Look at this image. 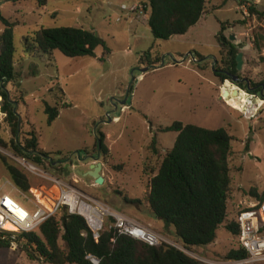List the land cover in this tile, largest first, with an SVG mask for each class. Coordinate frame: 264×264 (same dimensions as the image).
<instances>
[{
    "label": "rangeland",
    "instance_id": "rangeland-1",
    "mask_svg": "<svg viewBox=\"0 0 264 264\" xmlns=\"http://www.w3.org/2000/svg\"><path fill=\"white\" fill-rule=\"evenodd\" d=\"M144 1L147 3V0ZM130 5L129 0H47L45 6H41L38 0H20L15 5L11 2L0 3V14L15 24L14 68L18 78L13 84L6 85V89L21 104L16 106L23 123L21 132L26 134L35 129L39 143L45 150L59 144H86L91 147L96 141L95 132L102 133L107 137L106 144L111 146L112 163L125 165L124 170L103 172V184L96 185L93 179L75 174L72 164L77 160L59 165L66 173L62 176L48 166L41 167L24 158L43 173L42 177L26 173L7 154L23 157L15 155L11 149L0 148V157L20 170L30 184L25 199L0 162V192L10 194L15 201L29 208L38 205L33 195L35 193L48 206L57 197L58 188L47 178H55L69 189L98 200L139 223L149 224L152 226L150 230L185 251L176 239L173 228H163V222L156 219L148 208L145 195L151 176L144 168L158 169L164 155L175 143L176 133L159 132L160 128L180 122L209 130L224 129L233 138L230 158L235 188L233 199L237 200L238 195L239 199L246 198L243 194L240 196L242 189L256 185L264 188V100L242 91L228 80L222 83L214 76L221 68L222 58L216 36L220 25L225 24L227 30L224 36H234L235 40L230 42L236 45L238 53L243 54V65L237 74L251 83L264 81V8L259 11L263 12L262 16L242 19L235 11L232 0H207L204 16L185 35L167 41L154 40L151 36L150 40L143 38L136 45L130 37L125 36L128 35L125 23L129 20L127 12L121 8H129ZM117 19L121 21L117 22ZM41 28L94 31L106 44L111 45L113 58L110 63L101 66L102 48L97 49L95 55L99 58L94 59H70L58 51H54L51 57L42 55L28 58L23 50V39ZM3 29L0 22V32ZM150 49L153 57H158L159 63L155 67L141 63L144 65L142 67L139 57ZM128 51L131 54H127ZM198 55L204 59L199 60ZM136 56L139 63L135 62L134 68L127 73L126 59L134 60ZM142 74L144 77L139 80L138 75ZM125 77L128 80L126 85L123 82ZM130 85L136 88L137 104L146 115V131L141 124L143 118L130 111L116 112L110 104L112 94H115L114 100L118 101L117 96L126 94ZM61 90L66 94L67 106H61ZM228 94L237 99L244 98L245 106L237 107L232 99L228 101ZM20 97H23V102ZM43 102L50 106H61V115L51 126L46 124ZM117 115L120 116L119 123H110V116ZM4 117L0 112V136L8 142L11 134L3 124ZM149 135L151 138L146 145L145 139ZM153 140L157 154L149 150ZM72 154L77 156V153ZM54 160L60 161V158L54 157ZM99 161L104 162L102 159ZM50 188L52 191H49ZM125 198L138 200L139 203L128 204ZM235 210L238 208L229 207L227 223L234 219ZM225 224L218 229L216 239L210 246L185 251L186 254L199 258L200 264L226 262L228 253L236 250L238 243L224 228ZM34 261L18 245L13 249L0 247V264H35Z\"/></svg>",
    "mask_w": 264,
    "mask_h": 264
},
{
    "label": "trees",
    "instance_id": "trees-1",
    "mask_svg": "<svg viewBox=\"0 0 264 264\" xmlns=\"http://www.w3.org/2000/svg\"><path fill=\"white\" fill-rule=\"evenodd\" d=\"M20 0H0L14 5ZM149 8L148 26L154 40L167 41L172 37L185 35L204 16L206 0H147ZM45 6L47 0H38ZM262 16L263 12H255ZM4 26L0 32V112L11 134L6 142L0 136V148L11 149L15 155L26 158L31 163L65 175L60 164L70 162L74 154L61 152L48 154L39 148V136L35 129L22 133V121L17 114L18 99L10 94L6 85L13 84L17 77L14 68L15 48L13 45L14 23L0 14ZM225 24L220 25L216 36L221 58V68L214 76L220 81H230L236 76L237 85L242 91L264 100V81L260 84L241 79L236 71V45L225 37ZM258 45V43H255ZM102 48L104 55L110 53L105 42L94 32L82 28H41L23 39V50L28 58L42 55L52 56L60 52L70 59L96 58V51ZM197 56V54H195ZM199 60H203L198 55ZM140 62L148 67L159 63L152 50L140 56ZM214 69L216 66L213 67ZM229 74L231 76H229ZM131 85L129 90H131ZM23 102V97H20ZM60 105L50 106L43 102L46 124L51 126L60 114ZM0 125V131H1ZM159 132L176 133L171 150L166 152L158 169L144 168L151 178L148 183L145 201L153 216L162 221L164 228H173L176 239L185 251H193L211 245L218 229L225 224L229 203L232 198L233 180L231 178L230 158L233 138L224 129L209 130L194 125L174 122ZM96 141L92 149L97 159L104 162L109 158L102 133L95 132ZM153 140L149 150L157 154ZM88 154L87 150H83ZM81 151L77 152V157ZM54 157L60 158L55 161ZM12 184L22 192H28L30 184L26 176L16 167L0 157ZM54 164H56L54 166ZM111 170H122L123 166H110ZM156 172V174H155ZM243 196L255 201L264 199V191L256 187L242 190ZM128 204H138V200L124 199ZM59 215V217H58ZM45 221L35 233L17 238V245L28 253L37 264H92L88 257L98 260V264H200L199 261L168 245L149 247L129 236L119 235L117 230L106 228L97 242L92 237L83 218L69 215L63 210ZM236 216V215H235ZM64 219V220H63ZM235 238L239 229L235 221L224 225ZM10 248L9 243L0 244ZM247 253L239 246L228 253L226 260H243Z\"/></svg>",
    "mask_w": 264,
    "mask_h": 264
},
{
    "label": "built area",
    "instance_id": "built-area-1",
    "mask_svg": "<svg viewBox=\"0 0 264 264\" xmlns=\"http://www.w3.org/2000/svg\"><path fill=\"white\" fill-rule=\"evenodd\" d=\"M232 3L242 19L253 17L256 15L255 12L264 8V0H232ZM121 9L127 12V17L134 14L140 17L144 15L146 7L143 4H137L129 8L122 6ZM120 21L121 19H117V22ZM7 156L16 161L26 173L43 177V173L24 158L11 154ZM47 180L58 188L57 197L48 206L44 204L43 198L35 193L33 195L38 205L29 208L15 201L10 194L0 192V244L9 243L11 249L16 248L19 236L37 232L45 221L65 210L69 215L84 219L95 242L108 227L117 230L119 235L129 236L149 247L168 245L180 250L177 244L161 234L111 209L106 204L67 188L55 178L50 177ZM21 194L25 199L27 198L26 192ZM245 199L246 201L241 202L236 212L235 221L239 229L237 243L247 253V257L243 260H227L224 263L211 262V264H264V199L255 201L248 196ZM109 218L113 219V225L108 222ZM182 252L186 254L185 251ZM186 255L200 262L199 258L190 254ZM88 259L92 264L99 263L94 258L88 257Z\"/></svg>",
    "mask_w": 264,
    "mask_h": 264
},
{
    "label": "crops",
    "instance_id": "crops-1",
    "mask_svg": "<svg viewBox=\"0 0 264 264\" xmlns=\"http://www.w3.org/2000/svg\"><path fill=\"white\" fill-rule=\"evenodd\" d=\"M129 1L131 3L130 6H134V5H137V4H143L146 7V10H145L143 16L138 17L136 14L131 15L130 17L127 18L129 20L128 23H125V25H126L125 26L126 32H128V35L126 34L125 36H128V38L130 37L129 39L132 42L136 43V45H138L142 41L143 38H145L147 40H150V38L152 36L151 35V32H150V29H149V26H148V17H149V13H150L149 8L147 7L148 1H147V3L144 0L143 1L142 0H129ZM206 4H207V0H206ZM99 37H101V36H99ZM173 38H175V37H172L169 40H172ZM103 39H105V38H103ZM106 46L109 49L110 53L108 55H104V53L102 51L101 56H100V59L102 61L101 66H105L106 64L110 63V61L113 58L114 51L112 50L111 45L110 44L109 45L106 44ZM127 54H131L130 51H128ZM96 58H99V57L96 56ZM126 60L128 61L126 63L127 66H128V68H127V71L128 72L127 73H129L134 68L135 62H138V57L136 56L134 60L133 59H128V58ZM139 61H140V57H139ZM139 65H141L142 67H144V65L141 64V62H140ZM144 71H146V69ZM153 71H157V70H153ZM143 77H144L143 74L142 75H138L139 80L142 79ZM127 81H128L127 80V77H125V80H123V82H124L125 85H126ZM129 87L130 86H128V88H127L126 94H123L121 96H117V98L119 99L118 101H115L114 100L115 99V94H112L113 92H110V94L113 95L112 96L113 98H111L112 99V102L110 104H111V106L113 108L115 107V111L116 112L117 111H120L121 113H123V112L124 113H127L128 111H130V112H132L135 115H139L144 120L143 123H141V124H142L143 128L146 131V124H147L146 123V115H145V113L142 112V110H140L141 107H139L138 104H137V91H136V88L133 89V87H131V90H129ZM65 98H66V94L61 90V99H60L61 100V104H62L61 106H64V105L67 106V103L65 102ZM18 105H21V104H17V107H18ZM60 115L61 114H59V116ZM59 116H58V118H59ZM58 118L56 120H58ZM119 119H120V116H118V115L117 116H110V123L118 124L119 123ZM31 126H33V125H31ZM103 135H104V138H105V141H104L105 146L109 150V158L106 160V162H102L103 163V168H102V171H101V176L104 179L105 177H104V173L103 172H105V174H107L108 173L107 170H111L110 169V166H119V165H122L123 166V169L122 170H124L125 169V165L124 164H118V165H116V164H113L112 163L113 160L111 159V148H110L111 146L106 144L107 137H106L105 134H103ZM120 137H121V134L118 136V138H120ZM150 138H151L150 135L146 137V139H145L146 140L145 141L146 142V145L149 143ZM94 145H95V141L93 142V144H92L91 147L86 146V144H84V145L79 144V146L78 145L77 146L76 145L67 146V145L59 144V145L55 146L53 149L52 148H48L49 150H47V149L45 150V148L44 147L42 148L41 145H40V143H39V148L41 147L40 149L43 152L48 153V154H53V153L61 152V153H63L65 155V154H68V153H77V152L81 151V153L78 156H79V158H82L85 155H89V154H86L85 152H82L83 150H88V151H90V152H88V153H90V155H95V153L91 152L92 149H93V147H94ZM77 158H78L77 156L71 157V160L72 159L77 160ZM71 160H70V162H71ZM54 187H56V186H54ZM254 187H256L259 192L264 191V188H261V187H259L257 185L254 186ZM238 188L239 189H242L240 187H238ZM250 188H252V187H250ZM234 190H235V188L233 186L232 198L230 200L229 207L233 206V208H235V209L238 208L239 209L241 202L246 201V199H244V198L242 199L241 198L242 199L241 200V199H239V195H238L237 200H234L233 199V196H235V195H233L234 194ZM242 190H244V189H242ZM242 190L240 192V196H241V194H243L242 193L243 192ZM49 191H52V188H50ZM238 200H239V202H238ZM140 223H142L144 226H146L148 228L149 227L152 228V226H150L149 224H145V223H143L141 221H140ZM153 229H155V228H153ZM34 262H35V264H37V261H34Z\"/></svg>",
    "mask_w": 264,
    "mask_h": 264
},
{
    "label": "water",
    "instance_id": "water-1",
    "mask_svg": "<svg viewBox=\"0 0 264 264\" xmlns=\"http://www.w3.org/2000/svg\"><path fill=\"white\" fill-rule=\"evenodd\" d=\"M235 37L231 36L230 41H234ZM243 54L238 53L236 55V71L239 72L243 65ZM229 76H231L229 74ZM232 83L238 81L236 76H231ZM240 91L239 89H237ZM1 101V99H0ZM72 168L75 169V174L81 178H90L93 179L96 185H101L104 182L103 177L101 176V171L103 168V163L99 161L94 155H85L82 158H77V161L72 164ZM64 220V219H63ZM108 222L113 225V219L109 218Z\"/></svg>",
    "mask_w": 264,
    "mask_h": 264
},
{
    "label": "bare ground",
    "instance_id": "bare-ground-1",
    "mask_svg": "<svg viewBox=\"0 0 264 264\" xmlns=\"http://www.w3.org/2000/svg\"><path fill=\"white\" fill-rule=\"evenodd\" d=\"M226 98L228 99V101H231L232 99L234 101V105H236L237 107L245 106L244 104L246 103V101L244 98L237 99L236 97H232V94L226 95Z\"/></svg>",
    "mask_w": 264,
    "mask_h": 264
}]
</instances>
